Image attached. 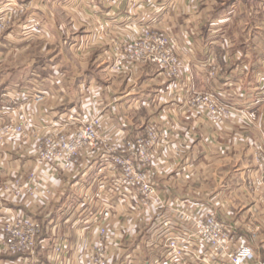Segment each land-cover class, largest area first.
Returning <instances> with one entry per match:
<instances>
[{
  "label": "crops",
  "instance_id": "0c3cea01",
  "mask_svg": "<svg viewBox=\"0 0 264 264\" xmlns=\"http://www.w3.org/2000/svg\"><path fill=\"white\" fill-rule=\"evenodd\" d=\"M12 3L31 5L0 36L6 55L24 52L32 35L71 37L66 41L71 65L60 57L54 65L60 76L39 78L46 82L47 99L28 107L39 124L58 117H98L114 144L155 128L160 141L149 172L165 200L215 211L236 237H254L264 263V187L256 183L264 175V0H0V14ZM50 3L71 14L70 29L53 23L33 26L37 18L56 22V13L47 11ZM146 24L172 36L183 65L179 75L167 77L154 65H132L122 72L110 66L102 76L89 70L93 64L112 65V39L132 40ZM30 26L39 30L26 32ZM60 44L56 55L64 49ZM47 65L35 64L33 71L40 73ZM212 68L215 75L209 77ZM10 77L0 75L4 90L17 81ZM206 91L230 106L217 125L191 102ZM253 110L256 121L248 118ZM36 145V140L11 137L0 150V217L38 218L42 244L32 256L0 252V264H54L50 246L58 241L66 243L69 255L56 264H89L100 222L111 233L110 264H128L129 259L145 264L142 259L150 252L140 232L154 216L130 213L128 200L110 198L108 183L116 172L101 158L105 150L84 153L65 169L38 162ZM32 170L39 191L15 198L9 187ZM161 212L158 208L157 215Z\"/></svg>",
  "mask_w": 264,
  "mask_h": 264
},
{
  "label": "built area",
  "instance_id": "2783aa9c",
  "mask_svg": "<svg viewBox=\"0 0 264 264\" xmlns=\"http://www.w3.org/2000/svg\"><path fill=\"white\" fill-rule=\"evenodd\" d=\"M175 41L155 30L149 24L132 40L115 42L113 69L124 71L132 65L152 64L158 66L167 77L180 74L183 65L176 52ZM209 77L215 75V68L208 70ZM0 93V105L4 104L1 116L12 120L18 114L19 123H7L0 127V150L7 139L15 134H24L27 116L19 112L33 99L41 102L47 97L43 90L29 93ZM201 107L211 124L221 123L230 111V106L221 102L211 91L199 93L191 100ZM16 114V115H17ZM257 111L248 112V118L255 120ZM60 129L47 136H37V161L46 165L73 168L84 153L104 149L101 156L116 176L108 183L110 198L128 200L130 213L154 216L148 227L141 231L144 248L150 253L142 259L145 264H264L259 261L260 248L254 237H236L233 227L220 219L215 211L194 209L188 204H170L162 195L159 186L151 179L148 167L154 158V148L159 142V132L148 127L145 135L111 142L109 133L102 130L98 117L86 119L81 116L68 117ZM264 160V157H261ZM34 171L25 180L18 177L11 186L15 198H31L39 191L40 182ZM264 187V175L256 181ZM158 208L165 210L157 215ZM168 212H167V210ZM176 216V217H175ZM44 227L38 218L0 217V252L35 255L42 244ZM110 230L104 223H98L89 248V264H110L112 253L108 248ZM54 264L61 257L69 255L66 243L55 242L50 246ZM128 264H133L129 259Z\"/></svg>",
  "mask_w": 264,
  "mask_h": 264
},
{
  "label": "rangeland",
  "instance_id": "374dc122",
  "mask_svg": "<svg viewBox=\"0 0 264 264\" xmlns=\"http://www.w3.org/2000/svg\"><path fill=\"white\" fill-rule=\"evenodd\" d=\"M12 4L13 5H10L8 7L2 6L3 11L0 14V36L13 24L14 21H16L17 19L22 18L24 15H26V12L28 10L26 6L30 7V5H31V4L29 5V3H19V4L12 3ZM51 4L52 3L49 4L48 10L47 9L46 10L48 12L52 11V12L56 13L55 14V15H57V19H55L56 22L55 21L50 22L47 17L45 19L37 18V20L33 21V26L35 28H41V27H43L42 25H44L47 28L49 26L51 27V25H53V24H56L57 26L62 25L66 30L70 29L72 27V21H71V16H70L71 14L65 13L64 12L65 10H58L57 11L56 8H52L53 6H50ZM51 17L54 18V15H52ZM32 27L30 26L29 28H25V31L31 32L33 30H37V31L39 30V29H35ZM101 27L103 28V25H101ZM153 28L157 31H160V32L166 34L167 36H169L173 40V38L170 34H167L166 32L160 30L159 28H156V27H153ZM32 36L34 38H29L30 40L25 42L26 44H29V47L26 48V50L24 52L20 51L21 49L20 50L15 49V50H13V52L11 54L6 55L5 50H3V49L0 50V75H4L5 77L6 76L7 77L14 76V78L17 79V81H15V85L11 86L10 88H8L6 90L1 88V85H0V93H7L8 94V93H14V92H22V90H21L22 88H29L30 89L29 93H33L36 90H43L44 87H46L45 86L46 82L43 81L44 79L42 81L39 80V78L51 77L53 79V76H57V75H58L57 76V78H58L60 75L58 73L56 74V71H54V69H55L54 65H55V62L58 59H60V57H62V59L66 63L70 64V61L72 60L71 59L72 54L68 50L67 46L69 43H66V41L69 42L71 37H70V35H68V33H64V35L60 36V38H57L56 37L57 35L55 34V36L50 37V39H49V37H46V38L37 37L39 35H32ZM116 41H121V40L120 39H112L111 42H112V46H113L114 50H115L114 45H115ZM60 42H61L60 45L64 49H63L61 55H56L60 51L58 48ZM44 45H46V49L44 51H42V48ZM175 45H176V52H177V44H175ZM114 53H115V51H114ZM5 57H7V59H8L7 61L5 60L6 59ZM114 58H115V55H114ZM29 62H30V64H29ZM110 62L108 64V67L97 66L96 64H93L91 67H89V70H91V72L95 75H101L102 76L105 73V71H104L105 68L110 69V66L113 68L114 60H113L112 65ZM35 64H40V66H44V65L48 64L50 66L47 65L48 66L47 69H44L41 67L39 70L40 73H37V71L36 72L33 71L34 69H36L34 67ZM23 65L25 66L24 69L22 68ZM147 65H152V64H147ZM156 67L159 69L158 66H156ZM66 68L69 69L70 67L67 66ZM70 70L71 69H69V71ZM34 79H37V80H35L34 82H31ZM47 83H48V81H47ZM46 99H47V97L41 102H36L33 99H31L30 101H28L25 104L24 108L18 109L20 113L24 112L27 116V121L25 122L27 128H25V131L23 132L24 134H15V135H13V138L20 139V140L31 139V140L37 141L38 135H40V136L51 135L60 129L61 126H59V123H62V125H63L66 122L68 117L62 118V119L58 117L57 119H53L49 122L45 121L42 124H39V121L33 117L32 113L29 111L28 107L30 105L41 104ZM3 106H5V103L4 104L1 103V105H0L1 111L3 110ZM16 114L17 113H15L13 115V118H14L13 120L11 118L8 119L6 116H1V114H0V127H2L3 125H5L7 123H10L11 120L13 123H19V118H17L18 114L17 115ZM257 118L255 120H252V121H256ZM207 119H208V117H207ZM208 121H209V119H208ZM159 137H160V133H159ZM9 138H11V137H9ZM8 139H7V141H8ZM159 141H160V138H159ZM36 149H37V145H36ZM37 158H38V155H36V160H37ZM152 163H153V161L150 163V165L148 167V171L152 167ZM44 165H46V164H44ZM34 171L35 170L30 171L29 175L32 174ZM7 185L8 184L5 185L6 189H7ZM8 187H9V185H8Z\"/></svg>",
  "mask_w": 264,
  "mask_h": 264
}]
</instances>
